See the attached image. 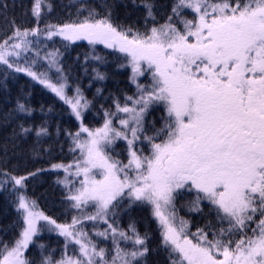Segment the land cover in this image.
<instances>
[{
	"label": "rangeland",
	"instance_id": "374dc122",
	"mask_svg": "<svg viewBox=\"0 0 264 264\" xmlns=\"http://www.w3.org/2000/svg\"><path fill=\"white\" fill-rule=\"evenodd\" d=\"M181 2L195 13L194 18L185 19L184 32L165 25L146 37H133L121 34L103 21L79 26L39 25L37 30L29 32L27 47L37 45L45 38L53 40L79 35L90 44L122 50L129 60L124 64L130 66L133 83L138 91H143H139V100L135 99L129 105L132 113L119 120L122 129H113L105 123L101 128L89 130L81 121L82 94L69 92L61 75H56L57 81L40 78L50 91L68 103L80 122L79 130L85 133L78 139L83 141L76 142L81 156L72 165L64 167L67 173L73 168L77 182L67 184L65 179V184L76 194L77 202H97L99 208L93 212L95 221L92 223H106L103 230L118 236L123 233L114 232L109 221L118 217L111 207L115 205L114 201L122 196L126 198L127 192V202L146 203L150 210L153 209L151 213L162 227L163 240L173 246L180 264H264V221L253 218L255 215L249 203L250 198H256L264 190L263 155L247 156L239 174L221 155L197 158L194 162L191 159L192 167L187 170L172 171L173 165L163 164V159L178 149L183 138L205 143L220 130L224 131L222 129L240 135L250 130L255 140L264 141V0H249L239 9L228 3L208 0ZM35 9H38L37 13L38 2ZM23 49L22 44L12 43L1 48L0 62H8L11 55L18 56ZM155 101L167 105L175 126L168 141L153 147L156 151L152 152L147 168L137 157L142 156L140 148L130 146L135 140L137 125ZM126 111L125 108L123 112ZM119 138L129 145L125 149L127 163L124 165H118L105 151L106 146L115 145ZM175 192L193 195L198 204L202 200L213 202L229 220L249 216L253 223L246 229L259 223L255 235L240 245L238 251L208 246L199 229L192 228L181 216L175 218L172 215L169 209ZM23 194L19 203L25 221L23 232L15 245L5 252L0 264H25L24 252L36 227H40L38 222L53 224L31 201L24 199ZM124 208L122 205L119 211ZM57 227L65 234L66 247L71 252L68 264H79L80 261L137 264L143 254L140 238L132 236L134 240H130L124 233V244H130L131 248L123 249L116 244L115 253L105 258L104 251L93 245L92 239H81L97 227H82L80 232L72 231L66 224ZM238 242L228 245L236 247Z\"/></svg>",
	"mask_w": 264,
	"mask_h": 264
},
{
	"label": "trees",
	"instance_id": "16d2710c",
	"mask_svg": "<svg viewBox=\"0 0 264 264\" xmlns=\"http://www.w3.org/2000/svg\"><path fill=\"white\" fill-rule=\"evenodd\" d=\"M36 1L0 0V24L19 30L27 24L28 27L35 23L44 26L65 23L78 25V23L107 19L122 31L137 36L148 34L137 23L123 21L110 15L97 3L98 1L106 3L109 0H81L80 4L76 2L78 0H73V3L72 0H38L41 10L39 17H36L31 10L35 7ZM67 1H69L68 4ZM208 1L228 3L239 9L249 0ZM131 2L138 10V16L144 10H147L150 15L151 10L154 18H168L179 25V30L184 29L185 19L194 18L195 14L189 7L182 6L180 0H131ZM109 4H114V1H110ZM124 9L125 6L122 3L116 8V10ZM148 21L144 20L140 25ZM8 37L5 38L0 32V39L8 40ZM83 43L85 42L80 40L77 45L70 46V50H64L66 55H62L59 61L71 75L72 80L68 81L69 85L72 84L74 88L86 93L88 102L83 109V122L87 127L94 128L104 123L107 116L113 117L117 111L119 113L120 106L130 102L129 98L117 99L116 97L119 91L134 85L130 81V70L123 62L122 53L100 49L101 53L86 50L87 53L82 54ZM23 66L32 67L33 65L25 63ZM79 70H85L90 78L77 76ZM28 74L30 71L0 64V116L4 115L10 119L16 127V133L31 135L36 139L35 143L21 144L19 147V155H23L24 160L7 164L8 168L0 172V257L9 248L8 244H5L6 241L10 239L16 241L25 223L17 205L19 189H15L14 193L9 184L3 181L6 175L16 174L24 177L22 186L24 195L54 219L53 224L46 225L40 222L39 235L36 234L33 238L36 245L30 247V244L25 252L26 264H60L58 261L66 253L71 254V252L66 247L65 234L59 232L57 226L62 224L70 226L77 218H80V209L70 196L72 190L65 184L67 172L64 167L67 166L66 162L72 163L81 156L76 141L82 132L78 131L79 123L69 106L64 103L65 101ZM23 77H29L31 80H23ZM34 104L39 111L33 107ZM113 106L118 109L113 110ZM43 126L50 128L40 131ZM1 127L6 128L5 125ZM173 127V116L167 111L163 102L155 101L146 111L140 135L147 140L158 142L164 140ZM2 138L0 134V150L10 148L14 144L8 140L2 143ZM120 145H123L121 141L117 146L120 147ZM123 156L125 157V154ZM1 157L4 159L3 156ZM5 195L11 197L9 202H6ZM122 200L114 205L113 210L118 217L113 222L122 224L126 220L125 228L131 235H137L141 239L140 248L145 251L136 263L172 264L171 251L163 241L160 226L149 206L141 201L127 202L128 198ZM122 205H125V208L119 211ZM174 206L191 225L206 229L208 236H220L223 240L230 241L235 240L238 235V233L220 235L219 228H226L228 220L217 206L206 200L198 204L193 195L177 192L174 195ZM90 226L93 225L89 223L83 228L89 229ZM38 255L44 258L37 257Z\"/></svg>",
	"mask_w": 264,
	"mask_h": 264
},
{
	"label": "bare ground",
	"instance_id": "6f19581e",
	"mask_svg": "<svg viewBox=\"0 0 264 264\" xmlns=\"http://www.w3.org/2000/svg\"><path fill=\"white\" fill-rule=\"evenodd\" d=\"M69 1H67V4ZM110 1H114V4L110 5L109 4ZM76 2L78 4H80L81 0H78ZM72 3H73V0H72ZM97 3L100 5L101 9L106 10V12L110 15H113V16H115V17H117L123 21H129V22L137 23L143 31L148 33L147 35H149L151 32H153L154 29L161 28V27L163 28V26H165V25H169V26L173 27L175 30L180 29L178 24H175L174 22H172L168 18H163L166 20H163L160 17L154 18L152 16L151 10H150V15H149V12L147 10L146 11L144 10L138 16V10L132 4L131 0H109L106 3H102L100 1H98ZM121 3L124 4L125 9L124 10H116V8H118ZM73 6H74V4H73ZM31 10H32V13L34 14L38 9L32 8ZM40 11L41 10H39L36 13L38 15V17H39ZM144 20H149V21L144 22V24L141 26L140 24ZM101 21L107 22L111 25V23L107 19H102ZM39 25L40 24L35 23L34 25L28 27V24H27L22 29L16 30V29H12L10 27H7L5 25L0 24V32L5 36V38L9 36L8 37L9 41L5 40V39H0V49L6 48L11 43L12 44H22V45L26 46L27 45L26 42L29 40V32L37 30ZM118 31L121 34H124L121 30H118ZM129 35L135 36V34H131V33H129ZM79 42H80L79 35L71 36V37H65V38H58L57 40L55 39L54 41L45 38L39 44L23 49V51L21 52L19 57L15 60V62H17V63H20L22 61L23 62L14 68L24 69L25 66H23V65L25 63H27L29 65L35 66V67L32 66V68L35 72L38 70H41V69L49 70L52 73H55L58 77H60V75H61V77L63 79H65V81L67 82L68 86L71 89H73L75 91H80L78 88H74V86L72 84L69 85L68 81L72 80V79H70L71 75L68 72V70L63 65H61V63H56V61L58 59H60V57H62V55H64V56L66 55V54H64L66 52L64 50H70V46L73 47V46L77 45V43H79ZM108 47H109V45H108ZM100 49H104L107 51L111 50V49L102 47L101 44L98 45V44L83 43L81 51H82V54L87 53L86 50L88 52L98 51L97 53H101V51H99ZM117 51H118L117 53H119V54H121L123 52L120 49ZM127 60H128V58L123 57L124 63ZM128 62H129V60H128ZM128 67L130 68L129 65H128ZM28 75L31 78L33 77V73H30ZM77 76L85 77L87 79L90 78L89 75L85 72V70L77 71ZM93 76H96V74H93ZM29 77H23V80H31V78H29ZM136 95H137L136 86L134 85L128 89L119 91L116 98L117 99H128L129 97H133ZM81 96L87 97L86 93H83ZM57 97L64 101V99H62L61 97H59V96H57ZM76 102H77V100H75V103ZM64 103L67 106H69L67 102H64ZM52 104L58 105L56 103H52ZM85 105L86 104H83V106H85ZM33 107L37 111H39V108L37 107V105L34 104ZM112 108H113V110L118 109L116 106L115 107L113 106ZM69 109H70L71 113L73 114L70 106H69ZM74 118L77 120V118L75 116H74ZM3 125H5L6 128H4V127L0 128V134H1V136H3L2 143H5V141L8 140V141H12V143H14V144L12 146H10V148H6L5 150H0V161L2 162V163H0V165H1L0 172L6 170L8 168L7 164H11V163H14L17 161H21L22 159L24 160L23 155L20 156L19 151H18L21 144L22 145H29L31 143L36 142V139L33 138L31 135L27 136V135H21L19 133H16L15 125L10 121V119L8 117L1 115L0 116V126H3ZM47 128H50V127L47 126L46 128H44V126H43L40 128V131H43L44 129H47ZM23 134H25V133L23 132ZM74 141H75V139H74ZM87 148H89L88 145H87ZM1 156H3L4 159H2ZM65 164L72 165L71 161H68ZM28 168H31V167H28ZM73 172L74 171L72 168L66 174V183L67 184H76L77 181L75 180V177H73ZM23 178H24L23 176H18L16 174H8L3 178V181L5 184H9V186L11 187L12 190H14V193H15V191H16L15 189L23 188L22 187L23 181H24ZM4 197L6 199V202H9L11 200V197L8 195H5ZM1 201L3 202L2 198H1ZM117 201H122V200L117 199L115 201V203ZM76 206L80 209V211H79L80 212L79 213L80 218H77L75 223H73L71 225L72 231H74V232L77 231L79 228L83 227L84 225H87V224L95 221L94 220L95 216H94L93 210H92V203L86 204L85 206H80V202H77ZM111 224L114 227V229L112 228L114 232L120 231L123 234H121L119 232L121 235L118 236L112 232L104 231L103 228L97 227L96 230L92 231L88 235L83 236L81 239L82 240L84 238L94 239V243L97 245H101L103 242L104 247L105 246L112 247V246H114V245H116V244H118L124 240V236H123L124 233L130 234V231L125 228L127 225L126 220H124V222L122 224H115V223H111ZM99 235H101L102 238L99 237ZM98 239H100L102 242L101 241L99 242ZM5 244H8V247H12L15 244V240H12V239L7 240ZM30 244H31L30 247L35 246L36 241L33 240V241H31ZM64 256H67V254ZM37 257H43V256L38 255ZM58 262L61 264H68L63 260H59Z\"/></svg>",
	"mask_w": 264,
	"mask_h": 264
},
{
	"label": "flooded vegetation",
	"instance_id": "af4514ba",
	"mask_svg": "<svg viewBox=\"0 0 264 264\" xmlns=\"http://www.w3.org/2000/svg\"><path fill=\"white\" fill-rule=\"evenodd\" d=\"M231 142H232V137H229V135L222 137V138H218V139H216V142H215L216 145L222 147V148H218L217 150H225L229 161H232L233 157L236 156L237 153H239V152L244 153V149H245L244 147H246V149H250L249 144L252 143V140L243 141L241 143V149L237 150V151L234 149ZM197 151H198V147L192 145L182 153L181 159L175 158V160H177V162L181 163L183 161V159L186 160L190 155H192L193 153H195Z\"/></svg>",
	"mask_w": 264,
	"mask_h": 264
}]
</instances>
